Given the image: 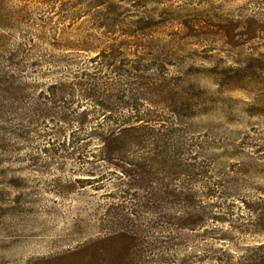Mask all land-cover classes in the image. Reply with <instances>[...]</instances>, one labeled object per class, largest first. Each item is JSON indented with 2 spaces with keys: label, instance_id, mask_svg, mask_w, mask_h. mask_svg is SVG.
Here are the masks:
<instances>
[{
  "label": "rangeland",
  "instance_id": "374dc122",
  "mask_svg": "<svg viewBox=\"0 0 264 264\" xmlns=\"http://www.w3.org/2000/svg\"><path fill=\"white\" fill-rule=\"evenodd\" d=\"M0 264H264V0H0Z\"/></svg>",
  "mask_w": 264,
  "mask_h": 264
},
{
  "label": "trees",
  "instance_id": "16d2710c",
  "mask_svg": "<svg viewBox=\"0 0 264 264\" xmlns=\"http://www.w3.org/2000/svg\"><path fill=\"white\" fill-rule=\"evenodd\" d=\"M108 111H109V110H108ZM106 120L111 121L112 119H110V118H106ZM77 122H79V121H77ZM118 135H120V134L115 133V132H113L112 130L108 129V130L106 131V136H105V137H101V139L103 140L104 144H109V143H111V144H116V143H118L117 141H118V139H119V137H120V136H118ZM124 163H127V162H124ZM127 164H128V163H127ZM134 175H135V174H134Z\"/></svg>",
  "mask_w": 264,
  "mask_h": 264
}]
</instances>
